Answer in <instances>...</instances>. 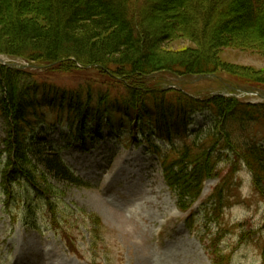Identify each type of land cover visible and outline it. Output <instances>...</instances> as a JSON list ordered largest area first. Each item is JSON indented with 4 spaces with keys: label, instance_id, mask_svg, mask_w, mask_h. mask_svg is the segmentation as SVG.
Wrapping results in <instances>:
<instances>
[{
    "label": "trees",
    "instance_id": "obj_1",
    "mask_svg": "<svg viewBox=\"0 0 264 264\" xmlns=\"http://www.w3.org/2000/svg\"><path fill=\"white\" fill-rule=\"evenodd\" d=\"M134 1L0 0V55L27 63L26 68L0 63V116L7 126L0 186L7 200L14 199L16 183L45 198L51 180L81 184L51 145L27 137L45 111L80 140L112 132L114 120L130 126L133 139L159 159L181 211L200 198L224 157L247 167L264 198V150L240 135L248 123L264 118V101L245 102L219 91L264 92V77L246 80L214 64L217 50L241 40H252L264 52V0H163V12L173 8L174 21L163 20L155 29L151 11L134 10ZM147 1L142 10L157 8ZM172 29L198 50L163 49ZM44 66L98 69L108 81L67 85L44 79L39 70ZM204 75L209 78L197 79ZM203 110L209 122L190 133ZM26 210L32 211L30 203Z\"/></svg>",
    "mask_w": 264,
    "mask_h": 264
},
{
    "label": "rangeland",
    "instance_id": "obj_2",
    "mask_svg": "<svg viewBox=\"0 0 264 264\" xmlns=\"http://www.w3.org/2000/svg\"><path fill=\"white\" fill-rule=\"evenodd\" d=\"M143 1L135 0L132 8L151 11L149 22L154 29L163 20L174 21L173 8L163 12V0L147 1L157 3L154 10H142ZM167 35L161 44L168 52L198 50L184 33L172 29ZM216 52L218 70L246 80L264 77V52L252 40L234 42ZM0 62L25 64L4 55ZM39 70L44 79L67 85L108 81L98 69L63 72L44 66ZM254 95L248 97L255 100ZM209 118L208 110L196 113L190 133ZM41 119L27 137L51 145L87 186L51 180L52 190L42 198L27 184L16 183L13 200L6 199L0 186V264H264V198L254 189L243 163L230 157L217 162V175L204 182L201 198L187 213L190 234L183 223L188 216L176 208L156 156L133 139L130 126L114 120L112 132L103 130L100 139L80 140L52 114L45 111ZM248 125L241 130V138L264 150V118ZM6 129L0 116V163ZM141 129L148 131L147 126ZM27 203L31 212L26 210ZM51 212L59 219V230L52 226L56 223L50 221ZM217 231L218 247L214 246L211 256L192 234L206 238Z\"/></svg>",
    "mask_w": 264,
    "mask_h": 264
}]
</instances>
